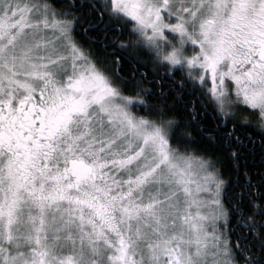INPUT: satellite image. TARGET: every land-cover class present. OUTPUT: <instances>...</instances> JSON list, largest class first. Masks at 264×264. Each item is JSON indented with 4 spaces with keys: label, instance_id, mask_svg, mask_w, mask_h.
Returning <instances> with one entry per match:
<instances>
[{
    "label": "snow or ice",
    "instance_id": "1",
    "mask_svg": "<svg viewBox=\"0 0 264 264\" xmlns=\"http://www.w3.org/2000/svg\"><path fill=\"white\" fill-rule=\"evenodd\" d=\"M0 264H264V0H0Z\"/></svg>",
    "mask_w": 264,
    "mask_h": 264
}]
</instances>
